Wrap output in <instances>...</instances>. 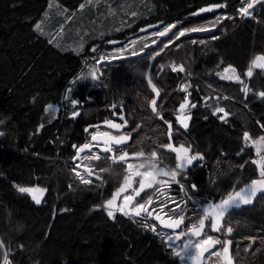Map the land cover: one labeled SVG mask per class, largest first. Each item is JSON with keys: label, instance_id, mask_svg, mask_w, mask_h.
I'll return each instance as SVG.
<instances>
[{"label": "trees", "instance_id": "16d2710c", "mask_svg": "<svg viewBox=\"0 0 264 264\" xmlns=\"http://www.w3.org/2000/svg\"><path fill=\"white\" fill-rule=\"evenodd\" d=\"M90 1L0 0V264L5 256L11 264H180L165 239L143 223L106 212V203L122 183L120 165H111L109 158L94 165L103 181L90 185L79 183L72 169V148L84 142L78 138L82 129L106 116L120 96L129 98L131 113L137 104L134 93L148 87L147 72L156 56L152 78L162 91L161 101L172 98L176 107L183 101L176 92L179 80L167 67L174 63L187 74L194 101L218 96L232 114L227 125L216 128L204 119L211 110L199 106L192 123L202 147L211 144L231 156L245 149L251 159L247 166L237 164L235 171L224 163L221 183L240 187L260 177L252 165L254 152L245 148L243 138L264 140V0L250 5L253 18L241 13L243 0H121L113 7ZM52 5L67 15L61 22L65 27L69 16L93 9L94 14L100 9L106 15L124 11L147 17L134 18L133 27L92 38L76 55L55 44L60 24H41L44 33L38 31L37 26L54 14ZM210 6L223 9L190 17ZM156 24L162 27L137 36ZM172 25L175 30L168 37L147 38L166 33ZM206 30L212 33H198ZM135 40V49L145 52L142 57L103 64L98 88L89 90L85 83L74 93L72 99L81 105L78 120L61 112L49 118L50 106L60 102L89 59ZM148 41L159 45L146 49ZM113 42L120 45L114 47ZM227 70L235 71L243 84L221 79ZM33 188L46 191L39 205L32 194L21 191ZM246 214L251 231L245 222L235 227V248L242 250L234 248L233 257L237 264H264V196L253 208L232 214L229 222Z\"/></svg>", "mask_w": 264, "mask_h": 264}, {"label": "flooded vegetation", "instance_id": "af4514ba", "mask_svg": "<svg viewBox=\"0 0 264 264\" xmlns=\"http://www.w3.org/2000/svg\"><path fill=\"white\" fill-rule=\"evenodd\" d=\"M174 30L175 28H172L166 37L171 35ZM126 44L122 43L118 46L123 47ZM146 49H149L148 46ZM139 53L140 52L136 54ZM100 56H102V54H100L98 58ZM156 57L159 59L160 56ZM122 59L121 56H118L109 61H100L98 63L96 75L92 81H80L83 74L81 70L79 74L72 79L70 86L73 84V87L69 89L68 97L62 101L64 108L60 109L59 112H61L62 115L68 113L71 115V119L78 120L81 116V109L79 108L81 105L78 101L72 99L74 93L85 83L90 84L91 87L89 90L98 88L97 84L102 77L100 67L103 64H111ZM158 59L155 63H157ZM259 64L260 63L257 65ZM261 66L264 67V63H262ZM167 67L179 80L176 92L182 96L183 101L181 100L177 107L174 106L172 98H167L165 102L161 101L162 91L159 87L155 86L151 70L150 82L158 91L159 97L157 98L156 94L152 92L148 81V87L146 89H137L139 92L134 93L137 104L134 103V108L132 107L131 113L128 112L129 98L126 96H124V98L121 96L118 97V99H116L117 103L108 107L106 116L95 122H90L82 129L81 135L78 138H84V142L79 144V146L77 144L74 145L73 148L75 146L80 147L85 144H91V139L96 135H113L119 138H130L129 143L122 145L120 148L112 147L111 151L106 154L101 153L97 147L93 146L92 150L83 156L81 162L75 163L73 168L74 170H78L81 175L85 176L86 181L80 183L90 185L94 179L88 176L86 171L90 170L103 181V179L97 175V169L94 165L100 164L102 160L109 158L110 164L120 165L123 172L122 183L113 194V197L123 186H126L129 189V194L125 198L133 196L138 191L143 179L152 172L156 171L166 174L163 176L160 175L153 188L146 187V190L137 197L132 205V216L138 223H143L145 227L155 233L156 236H160L165 240L183 236L178 243L174 245L168 244L174 251V254L183 249L185 242L189 239L187 236L188 232L193 228H198L206 218L207 224L203 230L202 237L199 239L192 238L193 243L190 252L193 254L194 250L200 249L208 242L216 241L218 246L210 253L215 252L219 256L214 264H222L221 257L223 251L227 242L230 241L232 243V259L234 263L237 264L233 257L235 236L237 234L235 227L237 225L241 226V223L245 222L247 232H250L251 217L248 216V213L235 217L233 222H229V219L232 214L247 211L254 206L231 212L226 217L223 227L218 231L214 229L213 221L207 215L210 213V207L225 201L237 191L251 183L244 184L240 187L236 186L233 182L221 183V173L224 172L223 164L226 163L227 168L231 166V170L235 171L234 168L237 164L247 166V164L251 162V159L245 155V149H241L234 156H231L229 153L214 150L211 144L204 147L201 146L197 133L192 129L194 113H196L195 111L198 110L199 106L201 109L211 110L204 116V119L207 123H211L216 128L217 124L227 125L228 119L232 117V114L227 112L225 107L221 106V101L218 96L215 98H203L201 103L194 101L192 97L193 86L190 80L186 79L185 75L187 74L184 70L174 63ZM220 78L224 81H231L233 83L243 84L244 82L233 70L225 71L220 75ZM246 88L249 89V87H245V94ZM225 115L230 117L227 120H223L222 118ZM105 124L115 125L117 129H120V133L107 128ZM254 141V139L249 138L247 135L243 138L245 148L251 149L254 152L252 165L256 167L260 174V177L257 179L259 180L260 178H264V149L256 152L251 145ZM132 144L133 147L131 148ZM123 156L133 158V160L125 159V161H121ZM237 159L238 161H236ZM80 163L82 164L80 165ZM83 165L85 167H82ZM241 171H244V168H241ZM113 197L109 201H111ZM120 206L121 203L119 204L118 211H116L114 215L120 214L126 216L124 208ZM106 212L108 213L107 210ZM114 215L112 217H114ZM137 215H139L140 218H137ZM156 218H158V220H156ZM161 223L173 226L179 225V230L167 231L161 229ZM247 232L246 234L249 237V233ZM204 238H207V241L199 248H196L197 241ZM253 245L252 243L247 250L248 252H250ZM238 246L239 244L236 245V247ZM241 250L240 248H235L236 252L240 251L241 253ZM210 253H208V255ZM178 259H180V257Z\"/></svg>", "mask_w": 264, "mask_h": 264}, {"label": "water", "instance_id": "95a60500", "mask_svg": "<svg viewBox=\"0 0 264 264\" xmlns=\"http://www.w3.org/2000/svg\"><path fill=\"white\" fill-rule=\"evenodd\" d=\"M253 8L255 5L252 6ZM223 9L221 6H210L205 7L194 14H192L191 18H199L202 16H206L212 13H216ZM161 28V24L151 25L146 28L141 29L138 35H143L145 33H148L150 31H154ZM201 35H207L212 33V30H206L203 32H198ZM118 43H113L114 46L119 45ZM144 55V52L129 56L125 58L124 60H132L140 58ZM158 59V57L154 58L151 62V67L149 69L148 75H147V81L150 85L152 92L156 94L157 98L159 97L158 91L155 89V87L150 82V73L152 70V67L155 63V61ZM248 97V88H246V98ZM230 116L225 115L222 119L227 120ZM107 128L114 130L117 133H120V129H117L115 125L113 124H105ZM130 138H119L115 137L113 135H96L91 139V144H85L80 147H74L73 150L76 152V156L73 160L74 163L81 162L83 156L86 153H89L92 150V147H97L101 153L106 154L109 153L112 149V147L120 148L122 145H125L129 143ZM125 159L133 160V158H127L122 157L121 161H125ZM86 174L90 176L95 181H102L100 178H98L96 175H94L90 170L86 171ZM160 175H166L162 174L160 172H152L149 176L145 177L142 181V184L140 185L138 191L131 196L130 198H125L129 194V189L126 186H123L113 197L111 201L106 203L105 208L108 211V213L111 215V217L118 211L119 204L121 203L120 207L124 208V212L127 217H131L133 215L132 213V205L136 201L137 197L141 195L145 190L146 187L153 188L156 180ZM264 195V178H260L259 180L253 181L250 184L243 187L241 190L237 191L234 195L229 197L223 202L218 203L216 206L210 207V213L207 215L210 217L213 221V227L216 231L221 229L223 227V223L226 220V217L234 211L246 209L253 207L255 203L258 201L260 196ZM36 203L40 204V198L35 199ZM137 218H140L139 215H137ZM158 220V218H156ZM207 224L206 218L202 221V223L199 225L198 228H193L190 232H188L187 236L189 239L185 242L184 247L181 251L174 254L175 258L181 257L183 254L189 253L192 249V238L199 239L202 237L203 230L205 229ZM161 229L167 230V231H173V230H179V225L173 226V225H167L165 223L160 224ZM183 236L177 237V238H170L166 239V244L174 245L178 243ZM218 246V243L216 241H211L202 246L200 249H196L193 251L192 256H188L186 258V261L189 264H204L205 258ZM222 264H235L234 260L232 259V243L230 241L227 242L226 247L223 251L222 257H221Z\"/></svg>", "mask_w": 264, "mask_h": 264}, {"label": "rangeland", "instance_id": "374dc122", "mask_svg": "<svg viewBox=\"0 0 264 264\" xmlns=\"http://www.w3.org/2000/svg\"><path fill=\"white\" fill-rule=\"evenodd\" d=\"M91 1L104 3L107 5L103 7H113V6H118L121 0H91ZM258 1L259 0H243L241 13L250 18H253V15L250 11V7H251L250 5L255 4ZM53 12H54L53 15H48L47 19L41 22L37 26V28H41V30L38 31L44 33V28L46 26L41 24H49L51 26L57 23L60 24L57 30L55 31V35L57 36L55 44L57 45L58 48L62 50L70 51L72 53H75L76 55L80 54L84 50L85 44H87V42L92 38L103 35L106 36L111 34L113 31H117V30L121 31L126 28L133 27L131 25H133L134 18L139 19L141 17L144 18L147 17V15L145 16L133 15L129 13H124V11H122L123 13H119L116 15H109V14L106 15V14H101L100 9H95V12H99V13L94 14V9H93V13L81 12V14L77 16H69L70 20L68 22V26L65 27L67 24H61L62 20L66 21V17H67V15L63 12V10L57 5H52L50 8V13L52 14ZM172 28H175V25L166 27L167 31L164 34L154 33L149 35L147 38H152L153 36L165 38ZM137 45L138 42L136 40L130 41V43H127L125 46L115 48L109 53H101L102 56H100L99 58L98 57L95 58V60L89 59L82 69L83 74L80 78V81L83 82H85L86 80L92 81V79L96 75L98 63L100 61L103 62L109 61L114 57H118V56H121V58L125 59L129 56H133L132 54L138 53L139 51L137 49L135 50V48H137ZM158 45H159V41L158 42L152 41V43L151 41L147 42L148 48H155L158 47ZM126 55L128 56L126 57ZM70 84L71 81L64 89L61 99L59 100L60 102L57 105L50 106V108L48 109L49 118H56L59 110L64 108L62 105V101L66 99V97H68L69 89L73 87V84L71 86ZM251 145L256 152L262 151L264 149V140L263 139L255 140ZM81 164L82 163H80V165ZM82 167L85 166L83 165ZM72 169L74 172L73 174H75V179L79 183L83 182V178L79 176L78 170H74V168ZM75 172L77 173V176ZM21 191L23 193L32 194V198L34 200L40 198V202L42 201V197H44L46 193V191L40 190L39 188L21 189ZM127 218L131 220L135 219L133 216ZM205 241H207V238L198 240L196 244V248H199ZM188 256H192V252L182 255L179 259L180 264H189L186 261V257ZM218 257L219 256L217 255V253L212 252L206 256L204 264H214L218 259ZM11 263L12 262L9 260V258L5 256L3 264H11Z\"/></svg>", "mask_w": 264, "mask_h": 264}, {"label": "built area", "instance_id": "2783aa9c", "mask_svg": "<svg viewBox=\"0 0 264 264\" xmlns=\"http://www.w3.org/2000/svg\"><path fill=\"white\" fill-rule=\"evenodd\" d=\"M78 174H79L80 177L83 178V182H85L86 181L85 176L84 175H81V173H78Z\"/></svg>", "mask_w": 264, "mask_h": 264}]
</instances>
